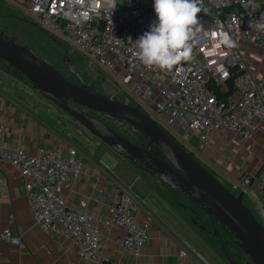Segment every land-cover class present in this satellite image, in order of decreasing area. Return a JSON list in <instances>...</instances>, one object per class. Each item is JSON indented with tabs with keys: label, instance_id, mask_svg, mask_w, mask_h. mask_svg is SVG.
<instances>
[{
	"label": "built area",
	"instance_id": "1",
	"mask_svg": "<svg viewBox=\"0 0 264 264\" xmlns=\"http://www.w3.org/2000/svg\"><path fill=\"white\" fill-rule=\"evenodd\" d=\"M15 1L25 4L36 25L66 35L80 52L108 71L137 100H143L148 110L144 114L169 131L174 140L187 143L193 137L196 147L204 149L211 133H228L246 144L263 132L264 80L250 67L245 46L255 45L264 53V3L202 0L200 22L190 41L192 59L164 71L140 64L134 54V42L156 19L153 0H116L115 9L107 0ZM229 81L232 90L225 98L208 85L214 83L220 93H226ZM5 131L0 114V160L18 172L29 212L44 233L67 241L88 264H110L98 252L100 223L121 232L118 243L123 249L133 256L141 254L152 220L148 215L136 216V205L127 192L116 189L107 216L96 219L85 201L73 207L64 198V192L84 172L75 147L59 142L42 145L32 153L24 148L8 150L2 146ZM253 182L264 196V162L258 173L240 176L231 187L248 196ZM260 202L264 205V199ZM0 240L20 245L19 237L8 229L1 232Z\"/></svg>",
	"mask_w": 264,
	"mask_h": 264
},
{
	"label": "crops",
	"instance_id": "2",
	"mask_svg": "<svg viewBox=\"0 0 264 264\" xmlns=\"http://www.w3.org/2000/svg\"><path fill=\"white\" fill-rule=\"evenodd\" d=\"M245 47L250 67L264 80V53L255 45ZM0 99V114L6 123L2 141L5 149L24 148L32 153L42 145L67 143L57 131L29 110V105L25 108L10 104L1 94ZM262 130L246 144H240L236 137L228 133H211L204 149L196 146L194 149L200 159L214 167L224 180L255 175L264 162ZM98 148V151L90 149L87 156L78 152L84 162V172L64 192L68 205L74 207L80 201H85L88 212L94 218L104 219L108 207L113 203L116 189H121L133 199L136 216L141 218L148 215L152 220L149 238L138 256L131 255L118 243L121 232L117 228H104L99 223V256L110 264H208L197 252L198 247L194 248L192 244V241L202 244L200 233L184 224L175 225L156 214L151 196L161 187L155 177L142 173L120 157L111 156L108 150ZM0 181V234L8 229L20 239V245L0 240V264H88L77 256L76 249L67 241L51 239L34 223L22 180L13 166L3 160H0ZM157 197V203L158 200L165 201ZM184 221L194 227L187 218ZM202 251L209 255V249L203 248Z\"/></svg>",
	"mask_w": 264,
	"mask_h": 264
},
{
	"label": "water",
	"instance_id": "3",
	"mask_svg": "<svg viewBox=\"0 0 264 264\" xmlns=\"http://www.w3.org/2000/svg\"><path fill=\"white\" fill-rule=\"evenodd\" d=\"M39 31L43 32L40 28ZM0 59L118 157L196 206L242 252L244 264H264V228L243 203V192L237 195L230 192L141 110L97 92L84 82L75 65L64 59L65 67L78 80L69 82L17 38L3 32H0ZM84 109L140 133L161 157L117 134L101 120L87 115ZM221 247L227 263L235 264L223 243Z\"/></svg>",
	"mask_w": 264,
	"mask_h": 264
},
{
	"label": "rangeland",
	"instance_id": "4",
	"mask_svg": "<svg viewBox=\"0 0 264 264\" xmlns=\"http://www.w3.org/2000/svg\"><path fill=\"white\" fill-rule=\"evenodd\" d=\"M119 7H121L120 2ZM35 22V18L26 12L24 3L20 4L14 0H0V32L17 38L41 59L57 69L69 82L77 83L78 80L69 73L63 63L64 59H69L75 65L84 82L97 92L113 100L136 106L143 113H148V110H146L147 105L144 104L143 100H137L136 96H133L122 87L108 71L80 52L66 35L56 33L44 27L40 28L38 25L35 27L32 25V23ZM39 28L42 29L43 32L39 31ZM0 94L3 99L10 104L14 103L25 108L29 105V110L38 115L40 119L42 118L41 120L43 122L57 131L58 134L66 140L67 143L75 147L80 154L87 156V152H89L90 149L98 151L97 147H99L101 150H108L111 156L118 157L101 141L86 132L69 115L44 98L37 90L31 88L23 81L19 73L11 69L1 60ZM126 99H129L130 102ZM83 111L87 115L98 118L117 134L123 136L132 143L150 149V146L146 144V140L138 132L118 122L107 120L101 115L93 114L88 110L84 109ZM167 132L170 134L169 131ZM175 141L202 164L214 178L227 187V189L235 195L239 194L240 191L238 189H233L231 187V183L237 182L236 180L238 179L230 181L220 178L215 168L204 163L200 159V156L196 154L194 146L197 145V142L195 138L192 137L187 143L181 142L177 138H175ZM154 179L161 187L159 191L156 190V194L161 199L163 198L165 200H158L157 203L155 201V199H159L157 195L151 196V199L155 202L154 210L156 214L169 219L170 222H173L175 225L184 224L187 228H191L195 232L200 233L202 236V239L200 238L202 244H200L199 241H197L198 243L192 241V244L194 248L195 246L198 247L197 252L208 264H228L223 255L221 243H223L225 251L230 258L232 255L240 256L245 259L242 252L236 248L228 236L217 225L212 224L207 216L196 206L189 203L179 193L161 183L157 178ZM259 188L257 182H253L250 189H248V196H243V203L264 228V205L260 202V199H264V196L259 193ZM148 202L151 203V201ZM185 217L187 221L194 224V227L184 221L186 219ZM203 248L209 249V255L202 251Z\"/></svg>",
	"mask_w": 264,
	"mask_h": 264
},
{
	"label": "clouds",
	"instance_id": "5",
	"mask_svg": "<svg viewBox=\"0 0 264 264\" xmlns=\"http://www.w3.org/2000/svg\"><path fill=\"white\" fill-rule=\"evenodd\" d=\"M115 9L116 0H107ZM202 0H153L156 19L135 43V58L146 67L170 71L182 61L192 59L194 26ZM131 40V37L128 38Z\"/></svg>",
	"mask_w": 264,
	"mask_h": 264
},
{
	"label": "trees",
	"instance_id": "6",
	"mask_svg": "<svg viewBox=\"0 0 264 264\" xmlns=\"http://www.w3.org/2000/svg\"><path fill=\"white\" fill-rule=\"evenodd\" d=\"M258 2H260V3H264V0H257ZM1 60V59H0ZM2 61V60H1ZM3 62V61H2ZM5 63V62H4ZM6 64V63H5ZM7 65V64H6ZM7 66H9V65H7ZM10 67V66H9ZM11 68V67H10ZM11 69H13V68H11ZM14 70V69H13ZM14 71H16V70H14ZM17 72V71H16ZM18 73V72H17ZM24 81V80H23ZM25 82V81H24ZM26 83V82H25ZM208 85H209V87L210 88H212L213 89V91L220 97V98H225V96L226 95H228L230 92H231V90H232V85H231V82L229 81V91L228 92H226V93H220V91H219V88H218V86H216L214 83H211V82H208ZM89 111V110H88ZM91 113H93V114H96V113H94V112H92V111H90ZM98 115V114H97ZM89 116H91V115H89ZM92 117H94V116H92ZM96 118V117H95ZM98 119V118H97ZM140 134V133H139ZM141 135V134H140ZM142 136V135H141ZM143 137V136H142ZM144 138V137H143ZM145 139V138H144ZM146 140V139H145ZM146 144H148L149 146H150V149H148V150H150V151H152L155 155H158L159 157H161V155L158 153V151L146 140ZM191 155V154H190ZM232 255H231V260H232ZM242 264V263H241Z\"/></svg>",
	"mask_w": 264,
	"mask_h": 264
},
{
	"label": "flooded vegetation",
	"instance_id": "7",
	"mask_svg": "<svg viewBox=\"0 0 264 264\" xmlns=\"http://www.w3.org/2000/svg\"><path fill=\"white\" fill-rule=\"evenodd\" d=\"M241 260H242V257H240V256H233V257H232V261H233L235 264H240V263L244 264Z\"/></svg>",
	"mask_w": 264,
	"mask_h": 264
}]
</instances>
